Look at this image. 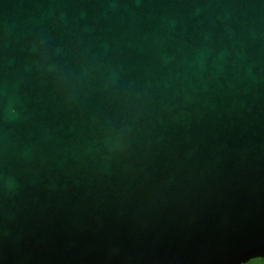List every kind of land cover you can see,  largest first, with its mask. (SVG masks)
<instances>
[{
	"label": "water",
	"instance_id": "water-1",
	"mask_svg": "<svg viewBox=\"0 0 264 264\" xmlns=\"http://www.w3.org/2000/svg\"><path fill=\"white\" fill-rule=\"evenodd\" d=\"M264 259V0H0V264Z\"/></svg>",
	"mask_w": 264,
	"mask_h": 264
},
{
	"label": "trees",
	"instance_id": "trees-1",
	"mask_svg": "<svg viewBox=\"0 0 264 264\" xmlns=\"http://www.w3.org/2000/svg\"><path fill=\"white\" fill-rule=\"evenodd\" d=\"M247 264H264V259H256V260H252Z\"/></svg>",
	"mask_w": 264,
	"mask_h": 264
}]
</instances>
